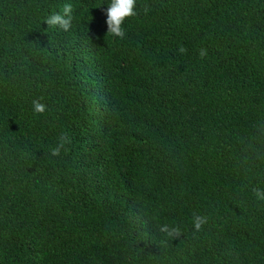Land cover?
I'll return each mask as SVG.
<instances>
[{
  "label": "trees",
  "instance_id": "trees-1",
  "mask_svg": "<svg viewBox=\"0 0 264 264\" xmlns=\"http://www.w3.org/2000/svg\"><path fill=\"white\" fill-rule=\"evenodd\" d=\"M107 7L0 0V264H264V0Z\"/></svg>",
  "mask_w": 264,
  "mask_h": 264
},
{
  "label": "clouds",
  "instance_id": "clouds-1",
  "mask_svg": "<svg viewBox=\"0 0 264 264\" xmlns=\"http://www.w3.org/2000/svg\"><path fill=\"white\" fill-rule=\"evenodd\" d=\"M73 5L70 2H65L62 11H57L48 15L44 21L49 26H54L64 32H68L73 23ZM137 15V0H108V7L105 12V23L107 26V34L113 37L123 39L125 36L123 25L129 17ZM184 49L180 48V52ZM201 57L206 55V50L201 49L199 52ZM32 110L36 114H43L46 111V105L40 101H33ZM69 142L66 135H61L58 143L50 149V156L57 157L61 154L62 149ZM253 193L258 201H264V189L255 188ZM206 223V218L200 215H195L193 218V227L199 231ZM161 231L168 235H178L179 230L176 227L169 228L167 225L161 226Z\"/></svg>",
  "mask_w": 264,
  "mask_h": 264
}]
</instances>
